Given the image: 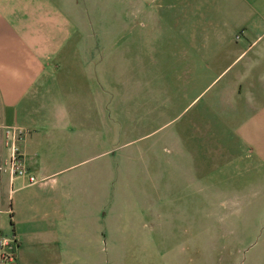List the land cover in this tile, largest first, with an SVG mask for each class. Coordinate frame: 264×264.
<instances>
[{
	"label": "crops",
	"instance_id": "1",
	"mask_svg": "<svg viewBox=\"0 0 264 264\" xmlns=\"http://www.w3.org/2000/svg\"><path fill=\"white\" fill-rule=\"evenodd\" d=\"M77 8L0 0V166L16 147L36 180L0 172V242L15 246L5 264H113L114 240L129 235L114 233V209L130 190V160L142 175L161 174L154 144L134 155L124 147L151 142L179 112L184 132L157 142L177 148L170 175L200 176L202 193L211 176L264 175V0H156L159 45L139 30L132 85L130 26L83 22ZM138 12L152 17L145 0ZM163 54L186 89L161 85ZM193 181L171 184L188 192ZM251 240L243 264H264V233Z\"/></svg>",
	"mask_w": 264,
	"mask_h": 264
},
{
	"label": "rangeland",
	"instance_id": "2",
	"mask_svg": "<svg viewBox=\"0 0 264 264\" xmlns=\"http://www.w3.org/2000/svg\"><path fill=\"white\" fill-rule=\"evenodd\" d=\"M145 2L146 12L152 15L151 19L138 12V0H77L76 15L83 22L87 21L96 26H115L124 22L130 26L127 77L131 85L137 78L135 59L139 30H144L147 46L153 47L156 44L154 26L159 21H155L154 13H159V10L155 8L156 0ZM114 33L116 35L120 32ZM164 39L168 41L167 37ZM147 41L150 42L149 45ZM168 47L169 44H165V48ZM164 55L161 62L158 61L161 85L186 89L187 83L190 84L189 79L180 72L171 73L169 55ZM148 59L153 62V56ZM214 87L218 88H212ZM185 92L178 94L181 100L179 104L183 102L184 106ZM186 113L179 112L168 118L165 123L169 124L153 135L151 142L146 139L144 142H134L124 147L125 153L134 155L140 145L147 149L154 144L152 152L155 150L161 157V174L142 175L137 172V160H130V190L126 189L124 192V207L115 204L114 209V233L120 231L129 235L114 240L118 244L115 245L112 255L113 264H243L251 246L250 242L253 241L252 235L257 232L264 233V175L211 176L210 190L203 193L197 191L201 182H198L200 176L187 178L186 175H170V157L177 148L168 142L160 144L159 147L157 142L160 137L164 139L169 133L177 134L181 130L184 132L188 116ZM172 120L174 121L171 122ZM116 154L120 156V152ZM191 179L194 181L188 192L187 188L177 191L173 189L175 185L171 184L175 181L185 184ZM219 179L224 182L220 185L224 189L217 191L213 189L215 185L212 182H218ZM155 182L161 184L160 191L154 190ZM171 185L173 187L170 190ZM193 190L194 196L191 200L188 195L191 196Z\"/></svg>",
	"mask_w": 264,
	"mask_h": 264
},
{
	"label": "built area",
	"instance_id": "3",
	"mask_svg": "<svg viewBox=\"0 0 264 264\" xmlns=\"http://www.w3.org/2000/svg\"><path fill=\"white\" fill-rule=\"evenodd\" d=\"M0 172L8 174L11 178L28 177L24 161L18 154V149L16 147L13 148L11 158L6 161L2 166H0ZM28 178L31 184L35 183L36 180L34 178ZM5 248H8L9 251L6 252ZM14 249L15 246H10L7 241L3 240L0 242V264H5L7 260H11L13 258Z\"/></svg>",
	"mask_w": 264,
	"mask_h": 264
}]
</instances>
